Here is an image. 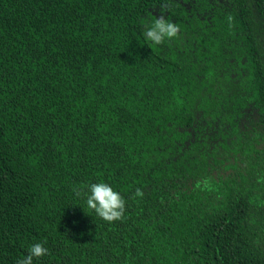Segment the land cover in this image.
Here are the masks:
<instances>
[{"label": "trees", "instance_id": "1", "mask_svg": "<svg viewBox=\"0 0 264 264\" xmlns=\"http://www.w3.org/2000/svg\"><path fill=\"white\" fill-rule=\"evenodd\" d=\"M164 3L181 31L155 45ZM98 182L122 220L87 208ZM35 243L33 264H264V0H0V264Z\"/></svg>", "mask_w": 264, "mask_h": 264}, {"label": "clouds", "instance_id": "2", "mask_svg": "<svg viewBox=\"0 0 264 264\" xmlns=\"http://www.w3.org/2000/svg\"><path fill=\"white\" fill-rule=\"evenodd\" d=\"M168 4L160 5V14L151 21L144 22L145 38L155 45H161L166 40L178 38L181 28L177 23L169 20L165 16V10ZM229 22L232 17H228ZM77 196L81 195L80 191L74 189ZM137 197L143 196V191L137 189L135 192ZM86 205L90 210H94L96 215L102 220L113 223L124 218L126 202L123 196L115 191L108 183L98 182L88 186ZM49 254L48 248L43 243H35L28 249V254L20 259L17 264H33L34 258H40Z\"/></svg>", "mask_w": 264, "mask_h": 264}]
</instances>
